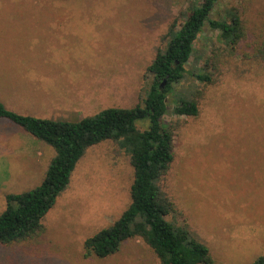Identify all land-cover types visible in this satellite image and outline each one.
<instances>
[{"label":"rangeland","instance_id":"374dc122","mask_svg":"<svg viewBox=\"0 0 264 264\" xmlns=\"http://www.w3.org/2000/svg\"><path fill=\"white\" fill-rule=\"evenodd\" d=\"M200 2L0 0V104L20 116L66 121L134 108L146 97L147 69L166 48L171 25L183 23ZM230 12L241 19L240 42L227 47L207 26L187 67L197 71L207 63L213 82L188 75L169 96L164 123L174 129V161L159 185L175 205L166 220L188 226L215 264H252L264 255V64L258 57L264 0H217L212 19L229 20ZM54 19L66 23L62 53L35 38L46 27L40 24ZM67 80L75 82L72 94L84 96L66 98L67 109L55 113L62 98L53 95ZM178 96L198 101L197 117L173 114ZM138 128L146 130L148 122ZM54 156L53 147L0 119V215L8 195L41 185ZM133 181L130 158L115 142L89 148L45 216L44 231L0 245V264H161L140 238L112 256L85 257V241L129 207Z\"/></svg>","mask_w":264,"mask_h":264},{"label":"trees","instance_id":"16d2710c","mask_svg":"<svg viewBox=\"0 0 264 264\" xmlns=\"http://www.w3.org/2000/svg\"><path fill=\"white\" fill-rule=\"evenodd\" d=\"M216 3L217 0H201L183 23L171 25L166 48L158 52L147 69L152 81L146 97L134 108H109L94 116L66 121L20 116L0 104V119L11 120L55 150L41 185L7 196L6 210L0 215V245L20 243L40 235L45 216L69 186L86 151L113 141L130 158L134 169L131 203L113 225L85 241V257L112 256L125 241L140 238L161 264H215L207 246L188 226L179 227L166 220L175 213V205L159 184L174 161V129L164 123L170 111L169 96H174L175 88L188 75L206 85L213 82L207 63L197 71L187 69L195 61L199 35L209 26L219 33L218 40L227 47H234L243 37L237 13L230 12L229 20L212 19ZM258 57L264 64V52ZM174 104V115L197 117L199 114L198 101L186 96L179 97ZM140 122H148V128L141 131ZM252 264H264V255Z\"/></svg>","mask_w":264,"mask_h":264},{"label":"crops","instance_id":"0c3cea01","mask_svg":"<svg viewBox=\"0 0 264 264\" xmlns=\"http://www.w3.org/2000/svg\"><path fill=\"white\" fill-rule=\"evenodd\" d=\"M49 21H54V22H43V23H41L40 25L46 26V27L38 28L35 38L37 40L39 39V42L42 43V48L46 47L49 49V51H54L56 53H62L65 51V48L62 45V41H59V39L63 37L62 34L65 31V30H63V28L61 26H63L66 23L59 22L60 21L59 19H54V20H49ZM42 33L45 34V36L39 37V34H42ZM37 45H38V42H37ZM33 46H34V49H38L34 44H33ZM45 73H46V71L44 72L43 75H45ZM44 80L49 82V80L47 78H44ZM86 80L88 81V79H86ZM74 83L75 82L72 83V81L67 80V81H65L62 88L59 89L60 91L54 93L53 96H56L55 98H62L61 102L60 101L56 102L59 104L55 107V113H57V112L61 113L62 111L67 109V108H65L66 102H63L66 98H69V97L80 98V97L84 96L80 92L74 93V94L71 93V91H70V90H72L71 87H75ZM66 90H67V92H66ZM86 99L89 100L88 98H86ZM50 120H54V119H50ZM263 245H264V243H263Z\"/></svg>","mask_w":264,"mask_h":264},{"label":"water","instance_id":"95a60500","mask_svg":"<svg viewBox=\"0 0 264 264\" xmlns=\"http://www.w3.org/2000/svg\"><path fill=\"white\" fill-rule=\"evenodd\" d=\"M164 85H165V82L163 83L162 87H164Z\"/></svg>","mask_w":264,"mask_h":264}]
</instances>
